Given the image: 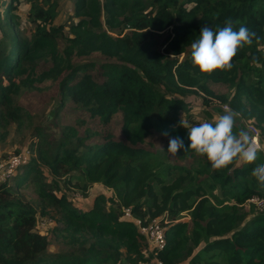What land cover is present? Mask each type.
I'll return each instance as SVG.
<instances>
[{"label":"trees","instance_id":"obj_1","mask_svg":"<svg viewBox=\"0 0 264 264\" xmlns=\"http://www.w3.org/2000/svg\"><path fill=\"white\" fill-rule=\"evenodd\" d=\"M9 1L7 12L17 24L13 11L20 0ZM44 2L31 3L35 30L30 41L15 37L10 45L0 43L4 117L21 122L23 108L12 94L25 83L18 77L34 74L42 61L51 62L43 78L55 81L60 95L35 128V156L0 181V264H145L154 254L134 222L124 219L126 209L144 224L166 214L172 225L167 248L158 256L164 264H264V212L254 205L249 212L241 207L264 199V189L251 175L256 164L264 163L263 152L258 150L252 165L213 172L207 158L195 153L178 152L183 161L194 157L190 165L162 166L143 147L152 134L178 137L189 146L181 121L184 117L186 125H195L187 100L195 92L187 87L207 94L214 83L235 90L222 100L239 113L238 127L247 131L242 114L256 115L264 130V0H108L104 6L99 0H79V21L71 22L68 34L54 26L58 2ZM229 18L234 30L246 26L260 39L238 50L231 71L201 74L191 61V43L202 27L216 30ZM66 103L102 129L120 114L122 136L89 128L82 133L83 118L59 128L56 121ZM95 137L99 141L92 143ZM43 166L64 180L48 182ZM61 184L81 192L102 184L112 194L99 195L92 207L79 210ZM31 188L60 211L65 227L53 232L69 230L80 238L70 250L49 252L51 240L38 230L37 210L22 193ZM185 212L192 226L179 222Z\"/></svg>","mask_w":264,"mask_h":264},{"label":"rangeland","instance_id":"obj_2","mask_svg":"<svg viewBox=\"0 0 264 264\" xmlns=\"http://www.w3.org/2000/svg\"><path fill=\"white\" fill-rule=\"evenodd\" d=\"M32 1L37 2L38 4H45L46 0H20L17 8L13 11V15L19 16V21L16 24L15 19L10 17V12H7V4L9 0H0V14L1 19L0 23L2 28H0V43L2 45H10L11 39L21 38L23 41H30L32 34L35 30V24L30 20V10ZM48 1V0H47ZM54 1V0H53ZM59 4V16L56 19L54 26L61 27L63 34L69 33V28L71 22H78L79 19L76 18V7L79 0H56ZM52 2V1H51ZM100 4L104 6L103 1L99 0ZM106 14H104V20H106ZM63 48L61 44V49ZM100 56L99 54H97ZM97 55H94L97 59ZM183 55L181 56V58ZM82 60L77 59L76 62ZM44 65L40 66L39 69L34 73L30 74L29 72H24L18 77V80H24L25 83L21 84V88L18 93H13V98L15 102L23 108L22 120L19 123H14L8 118L4 117L0 113V161H7L10 156L27 154L30 156H35L32 153V149L35 147L37 142L36 137L34 136L35 128L41 125L47 114L51 109H53L57 102L60 100L58 85L55 81L45 80L43 78V69L50 67L52 64L48 61H42ZM211 92L205 94L201 92L196 87H187V89L194 91V94H189L188 102L192 106V119H194L195 124L201 122H214V117H217L218 114L215 109L222 108L224 111H231V107L228 102L222 100L223 98H232L234 96V89H231L226 84H209ZM204 103V104H203ZM227 106L228 109H224ZM250 110V109H249ZM211 111V112H210ZM211 113L213 118H210ZM243 118L244 125L249 131L250 125L257 126L260 131V146L261 152L264 153V130L258 125V119L256 115H251L250 117L241 115ZM88 119L84 114H81L78 111H74L70 103H66L65 108L62 110L57 124L59 128L63 125L71 124L76 125L80 119ZM122 116L118 114L115 116L113 122L110 126L105 129L99 128L96 124L90 123L88 120L86 124L81 128V132L84 133L86 128L91 129V132L95 130L103 131L104 134L112 133L115 138H120L122 136ZM101 129V130H99ZM171 138L161 135V134H152L149 136L143 147L149 151L152 157L161 162V165H173V164H186L190 165L195 160L194 157L187 158L184 161L179 159L177 154L176 158H170L167 154V149L169 147V140ZM99 141L98 137L91 140L92 143ZM43 171L48 182L64 180L63 176L53 175L48 167L43 166ZM72 183H75L74 181ZM62 191L67 192L68 199L73 203L74 207L79 210L88 209L93 206L94 200L99 195H111L102 184H95L87 188L85 192H81L76 189L73 184L69 186H64L61 184ZM28 199L33 202L37 213H38V230L49 236L51 244L49 246V252L56 254L59 252H65L70 250L76 243L78 239L75 238V235L70 233L69 230H65L61 235H56L53 231L55 228L63 229L65 223H63L61 218V213L59 210H56L54 207L48 204V202L40 197L38 192L34 191L32 188L29 190L22 191ZM54 193L60 195L57 189H54ZM219 193V192H218ZM193 202V201H191ZM254 205L256 211H261L260 207L256 204H253L251 200H248L241 207L245 212H249ZM259 209V210H258ZM42 211H45V214H42ZM259 211V212H260ZM264 212V210H262ZM166 216V214H165ZM179 222H187L192 226L191 216L189 212L181 214ZM171 222L167 225V228H170ZM192 227L187 231V236L191 235ZM149 244H147L148 247ZM144 248V251L149 250V248ZM203 247V246H202ZM198 250V249H197ZM196 250V251H197ZM150 253V250H149ZM187 264V263H186Z\"/></svg>","mask_w":264,"mask_h":264},{"label":"clouds","instance_id":"obj_3","mask_svg":"<svg viewBox=\"0 0 264 264\" xmlns=\"http://www.w3.org/2000/svg\"><path fill=\"white\" fill-rule=\"evenodd\" d=\"M224 23L225 26L216 30L209 26L202 27L199 37L191 43V61L201 74L231 71L238 50L260 39L256 32L246 26L234 30L231 18ZM238 117L239 113L226 111L214 117V122L205 121L195 125H186L183 117L181 123L188 129L190 145L185 146L178 137L171 138L168 156L176 158L181 149L186 155L195 153L207 158L213 172L230 170L233 164H254L259 158L255 138L244 128L238 127ZM251 175L264 189V163L256 164Z\"/></svg>","mask_w":264,"mask_h":264},{"label":"built area","instance_id":"obj_4","mask_svg":"<svg viewBox=\"0 0 264 264\" xmlns=\"http://www.w3.org/2000/svg\"><path fill=\"white\" fill-rule=\"evenodd\" d=\"M103 3L108 0H101ZM224 109H228L227 106ZM249 131L251 135L255 138L256 146L258 150H261L260 146V131L255 125L249 126ZM30 160V156L23 153L20 155L10 156L7 161H0V181H6L11 178L20 167L25 166ZM253 204L264 210V199L254 198L251 200ZM124 219L134 222L137 226L140 234L146 238L150 246V252L154 254L153 259L149 260L145 264H164V262L159 259V254L165 251L168 245L167 239V225L170 221L167 216H162L161 218H156L150 222L144 224L140 219L135 218L130 209L124 211Z\"/></svg>","mask_w":264,"mask_h":264}]
</instances>
